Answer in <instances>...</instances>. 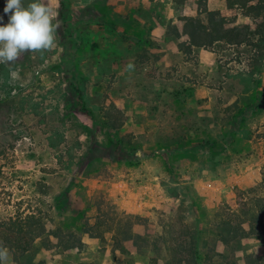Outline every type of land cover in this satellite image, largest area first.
<instances>
[{"label": "rangeland", "instance_id": "1", "mask_svg": "<svg viewBox=\"0 0 264 264\" xmlns=\"http://www.w3.org/2000/svg\"><path fill=\"white\" fill-rule=\"evenodd\" d=\"M40 2L55 13L56 46L21 53L0 78V248L8 250L7 264H148L150 244L167 238L170 226L200 220L213 243L215 211L264 200V173L250 188L230 182L250 141L264 138V68L255 70L245 47L177 51L174 32L201 0L181 8L174 0ZM205 3L237 16L239 25L252 23L225 0ZM4 7L0 0V15ZM113 106L124 116L117 131L103 118ZM32 213L78 234L99 215L113 231L85 234L82 247L65 252L41 249L40 238L21 255L8 226ZM127 220L133 234L149 237L148 247L119 244ZM246 245L264 255L262 239Z\"/></svg>", "mask_w": 264, "mask_h": 264}, {"label": "trees", "instance_id": "2", "mask_svg": "<svg viewBox=\"0 0 264 264\" xmlns=\"http://www.w3.org/2000/svg\"><path fill=\"white\" fill-rule=\"evenodd\" d=\"M206 1L201 0L195 16L182 17V30L174 32L178 39L177 51L190 54L194 48H210L217 44L245 47L250 52L249 60L255 70L261 71L264 68V0H225L229 9L240 10L243 16L252 21L251 24L242 25L237 24V16L227 18L216 11H210ZM187 2L188 0H174V4L179 8ZM5 69L6 65L0 64V78ZM236 108V105H231L229 111L232 112ZM112 110L114 113H106L103 116L104 123L106 127L117 131L124 124V116L114 106ZM210 144L215 146L216 143L211 141ZM65 208L63 205L62 209ZM212 220L214 227L209 228V231H213V243H208V239L203 237V222L200 220H197L193 227L183 221L177 224V227L172 225L166 230L167 238L162 234L158 242L151 244L149 237L133 234V224L127 220L125 225L118 229L119 244L122 246L130 241L137 247H148L150 244L152 256L148 264H158L159 259L164 260V264H240L239 253H244V264H264V255L248 253L246 245L249 240L255 238L264 241V200L258 201L255 206L246 205L239 210L220 209L213 213ZM11 221L8 230L16 232L20 238L14 248L21 255L31 251L35 241L40 238L41 249L65 252L82 247V236L85 234L90 237H103L104 232L113 231L112 227L104 228L107 222L99 215L92 226L86 221L83 222L81 234L69 229L70 226L66 225V228L60 222L54 227L51 225L54 219H50L48 223L36 213ZM158 252L159 255H156ZM160 253H163L162 257ZM14 258L17 262L18 256L15 255Z\"/></svg>", "mask_w": 264, "mask_h": 264}, {"label": "clouds", "instance_id": "3", "mask_svg": "<svg viewBox=\"0 0 264 264\" xmlns=\"http://www.w3.org/2000/svg\"><path fill=\"white\" fill-rule=\"evenodd\" d=\"M53 10L40 0H5L0 15V64L16 61L27 51L49 50L55 44ZM7 17V22H5ZM9 253L0 248V264H7Z\"/></svg>", "mask_w": 264, "mask_h": 264}, {"label": "crops", "instance_id": "4", "mask_svg": "<svg viewBox=\"0 0 264 264\" xmlns=\"http://www.w3.org/2000/svg\"><path fill=\"white\" fill-rule=\"evenodd\" d=\"M211 1L209 0V2ZM249 149L251 151L250 154L240 158L238 168L235 171L233 170L232 180H230L232 186H238L241 189L250 188L258 184L262 180L264 173V138L256 141L251 140ZM225 184L223 183L222 185L226 186Z\"/></svg>", "mask_w": 264, "mask_h": 264}]
</instances>
